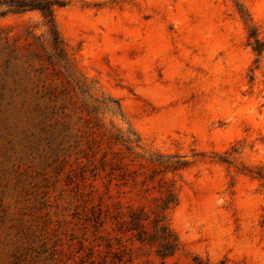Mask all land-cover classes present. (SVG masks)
Masks as SVG:
<instances>
[{
    "label": "rangeland",
    "instance_id": "374dc122",
    "mask_svg": "<svg viewBox=\"0 0 264 264\" xmlns=\"http://www.w3.org/2000/svg\"><path fill=\"white\" fill-rule=\"evenodd\" d=\"M61 1V52L0 14V264H264V0ZM161 184L163 263L116 229Z\"/></svg>",
    "mask_w": 264,
    "mask_h": 264
},
{
    "label": "trees",
    "instance_id": "16d2710c",
    "mask_svg": "<svg viewBox=\"0 0 264 264\" xmlns=\"http://www.w3.org/2000/svg\"><path fill=\"white\" fill-rule=\"evenodd\" d=\"M62 5L61 0H0V14L19 13L25 10H37L41 13L45 22L48 25V30L52 38V46L58 52H61L60 39L55 30L53 23V7ZM259 51V50H257ZM164 187V195L159 196V202L155 203L151 218H149L148 212L144 207L138 209H131L127 218L118 221L117 230L121 233H128V240L136 242L138 244V250L146 247H154V253L160 258L161 263L168 256L173 255L178 249V242L169 229L164 220V211L170 205L175 204V196L172 190ZM106 247L111 249L110 239L106 240ZM118 250L113 251L114 257L117 256L115 252L128 253L131 247H126L124 244H120ZM117 259H120L117 256ZM130 259V258H129Z\"/></svg>",
    "mask_w": 264,
    "mask_h": 264
}]
</instances>
